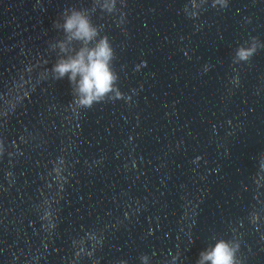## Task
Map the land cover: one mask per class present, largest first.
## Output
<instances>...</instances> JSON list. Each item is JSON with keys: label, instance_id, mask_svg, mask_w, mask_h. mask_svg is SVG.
<instances>
[{"label": "clouds", "instance_id": "9594fccd", "mask_svg": "<svg viewBox=\"0 0 264 264\" xmlns=\"http://www.w3.org/2000/svg\"><path fill=\"white\" fill-rule=\"evenodd\" d=\"M102 11L109 14L116 11V0H95ZM227 7V0H214V5ZM193 7L199 8L193 4ZM92 10L71 7L53 21V27L62 30L63 38L50 43V50L56 51L57 59L50 70L43 75L57 81L67 79L73 96L72 107L79 112L90 109L94 104L123 98L118 87V74L114 69L115 50L107 35H101L102 28L93 23ZM78 45V47H77ZM259 41L252 38L250 46L240 45L234 60L246 62L257 52ZM264 168V164L261 165ZM240 244L235 239L217 238L199 252L196 264H242L237 255ZM147 261V257H141Z\"/></svg>", "mask_w": 264, "mask_h": 264}]
</instances>
